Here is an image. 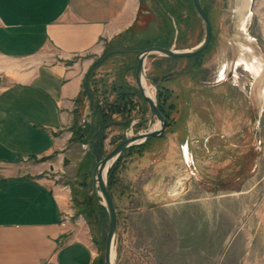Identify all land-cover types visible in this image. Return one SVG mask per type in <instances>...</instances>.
<instances>
[{
  "label": "rangeland",
  "instance_id": "374dc122",
  "mask_svg": "<svg viewBox=\"0 0 264 264\" xmlns=\"http://www.w3.org/2000/svg\"><path fill=\"white\" fill-rule=\"evenodd\" d=\"M237 2L202 0L213 24L202 55L147 59V79L168 124L162 137L126 149L110 167L118 212L115 264H264V0L252 1L244 24ZM125 32L137 36L134 47L190 49L204 39L205 26L193 0H140L138 19ZM110 42L85 72L71 124L76 163L54 171L72 188L73 223L95 246V264H105L110 226L94 188L95 167L127 136L158 121L137 92L133 55L98 64L85 91L87 73ZM250 60L263 70L255 72ZM33 61L0 56V82L13 66ZM92 100L116 122L106 128L99 152L82 135L93 118ZM127 117L133 120L125 129Z\"/></svg>",
  "mask_w": 264,
  "mask_h": 264
},
{
  "label": "crops",
  "instance_id": "0c3cea01",
  "mask_svg": "<svg viewBox=\"0 0 264 264\" xmlns=\"http://www.w3.org/2000/svg\"><path fill=\"white\" fill-rule=\"evenodd\" d=\"M140 0H0V264H95L73 223L71 124L85 72L138 19ZM68 164V166L66 165Z\"/></svg>",
  "mask_w": 264,
  "mask_h": 264
},
{
  "label": "water",
  "instance_id": "95a60500",
  "mask_svg": "<svg viewBox=\"0 0 264 264\" xmlns=\"http://www.w3.org/2000/svg\"><path fill=\"white\" fill-rule=\"evenodd\" d=\"M195 10L201 17L205 26V37L196 46L190 49H175L174 47H164L159 45H152L141 49L137 56V67L135 79L138 88L141 91L142 96L148 102L151 110V117L157 118L161 123L160 128L150 129L144 132H140L135 135L127 136L122 142H120L115 148H113L108 154H106L96 165L94 170V188L98 192H101L100 196L103 198V205L107 208L109 215V231L106 239L105 246V264H114L112 261V254L115 250V238L118 228V212L115 206L113 195L108 187V174L110 167L118 160L120 155L128 148L142 145L148 139L152 137H162L165 134L168 120L162 110L160 109L157 101V97L152 98L147 95L146 90L143 86V79L147 77L146 74V63L147 59L152 54H161L168 57L175 58H188L198 55L204 52L212 42L213 37V24L208 11L203 6L202 0H193ZM110 164L109 168L108 165ZM107 167V175L104 179L103 171Z\"/></svg>",
  "mask_w": 264,
  "mask_h": 264
},
{
  "label": "trees",
  "instance_id": "16d2710c",
  "mask_svg": "<svg viewBox=\"0 0 264 264\" xmlns=\"http://www.w3.org/2000/svg\"><path fill=\"white\" fill-rule=\"evenodd\" d=\"M173 16H177V15L174 14ZM177 19L179 22L180 21L179 15L177 16ZM164 30H165V28H164ZM164 30H162V31L164 32ZM163 32H160V35L158 34L159 36L157 37V39H160L162 37ZM136 39H137V36L132 35V34L129 35L127 32H124V33L119 34L118 36H115L111 40V42L109 44H107L105 54L103 55V57L100 60H98L95 64L92 65L89 72L87 73V76L85 77V82H84L85 91H88V89H89V86H88V81H89L88 79L89 78L88 77L90 76L92 71L95 69V67L98 64H102V63L106 62L110 57L115 56L116 54L121 53L124 55V57L125 56L129 57V55H133L134 56V64H135L134 69L136 70V56L141 49L146 48V47H142V48L134 47L133 42ZM158 45L164 46V47H170V45H166L165 43H160ZM202 53L195 55V56H192V58L198 57V56L202 55ZM168 58L178 59L175 57H168ZM129 59H130V57H129ZM122 86H123V83L121 84V87ZM137 92L139 93V95L142 98H144L142 96L139 88H138ZM158 105H159L160 109L162 110V112L165 114L166 113L165 109L159 103H158ZM91 109H92V117L93 118L91 120L89 128L86 131H84V133H82V135H86L88 137L87 140L91 143L92 149H94L95 152L96 151L99 152V151H101V146L103 145V142L106 138V135H105L106 128L112 124H116V122L112 118L113 113L107 112L108 111L107 107L106 108L105 107L100 108L99 105L97 106L95 104L94 100H92V102H91ZM144 118H145V116H143V119ZM112 120H113V122H112ZM132 120H133L132 117L125 118V120H124L125 129L128 128L132 124ZM74 127H77V122L74 125ZM152 139L153 138H150L146 143H148ZM132 148H134V146ZM132 148H130V149H132ZM123 153L120 155V157L118 159L121 158ZM108 187H109V185H108ZM109 189H110V187H109Z\"/></svg>",
  "mask_w": 264,
  "mask_h": 264
},
{
  "label": "bare ground",
  "instance_id": "6f19581e",
  "mask_svg": "<svg viewBox=\"0 0 264 264\" xmlns=\"http://www.w3.org/2000/svg\"><path fill=\"white\" fill-rule=\"evenodd\" d=\"M237 1L238 2H237V5L235 7V12H236L237 17L239 19H241L242 22H243V24H244L246 22V18L247 17H250L252 15L251 6H252V1L253 0H237ZM245 27L246 26H244V29H245ZM243 34H246V33L243 32ZM246 46H247L246 44L242 43V47H244L245 49L249 50L248 47H246ZM251 62L252 61L250 60V63ZM252 64L253 63L248 64V65L249 66H252L251 68L254 69L255 72H259L260 73V71L263 70L261 68V65H258V62H257V65L255 64V66H253ZM143 86H144V89L146 90L147 95L150 96V97H152V98H155V95H156V93H155V87H154V85H152L149 82V80L147 79V77H144V79H143ZM160 126H161V123L159 121H157L155 123V125H153V127H151V129L160 128ZM109 166H110V164L108 165V168H109ZM106 175H107V167L103 171V177H104V179L106 178ZM98 194L99 195L101 194V192L99 191V188H98ZM115 259H116V252L114 250V252L112 254V261L114 262V264H115Z\"/></svg>",
  "mask_w": 264,
  "mask_h": 264
},
{
  "label": "flooded vegetation",
  "instance_id": "af4514ba",
  "mask_svg": "<svg viewBox=\"0 0 264 264\" xmlns=\"http://www.w3.org/2000/svg\"><path fill=\"white\" fill-rule=\"evenodd\" d=\"M210 18H211V17H210ZM238 64H239V62H238ZM238 64H237V65H238Z\"/></svg>",
  "mask_w": 264,
  "mask_h": 264
}]
</instances>
